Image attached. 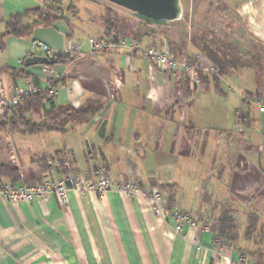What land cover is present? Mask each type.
<instances>
[{"label":"crops","instance_id":"0c3cea01","mask_svg":"<svg viewBox=\"0 0 264 264\" xmlns=\"http://www.w3.org/2000/svg\"><path fill=\"white\" fill-rule=\"evenodd\" d=\"M60 1L65 14L53 25L36 26L21 38L8 34L10 17L44 5L55 8ZM106 9L112 10L126 44L52 68L63 76L54 89L56 106L78 109L100 99L102 111L87 124L70 125L66 133L35 135L13 129L19 113L9 111L0 116V165L12 161L21 168L16 184L56 181L67 169L62 172L54 163L43 171L38 162L58 154L72 171L93 181L101 168L113 181L136 184L146 193L172 185L164 193L196 225L184 222L178 230L174 220L154 213L145 196L116 191L101 197L71 190L65 207L55 197L16 205L0 199V264H240L242 257L254 264L250 253L264 250V110L257 103L264 92L255 72L233 71L221 80L224 94L213 87L206 92L180 71L153 68L144 57L145 49L167 46L156 22L87 0H0V85L11 93L17 84L35 85L38 79L48 88L53 80L48 68L27 66L26 60L45 56L44 46L58 54L68 38L85 53L91 39H112L103 22ZM38 20L31 14L22 26ZM204 59L200 62L211 68ZM18 72L22 78H16ZM224 82L239 86L228 85L226 91ZM25 117L41 122L32 113ZM104 121L106 133L100 137ZM226 207L234 208L239 225L236 246L216 245L205 229ZM249 214H256L261 225L247 240Z\"/></svg>","mask_w":264,"mask_h":264},{"label":"trees","instance_id":"16d2710c","mask_svg":"<svg viewBox=\"0 0 264 264\" xmlns=\"http://www.w3.org/2000/svg\"><path fill=\"white\" fill-rule=\"evenodd\" d=\"M56 9H61L63 14L57 15ZM69 9L71 10L72 8L70 7ZM106 11L107 12L103 22L106 27V35L108 36L107 38L112 37L118 40L119 34H117L116 31V19L112 15V10L106 9ZM31 14L38 15L39 20L32 26H22L24 19ZM64 14L65 10L61 6L60 1L58 2L57 6H55V8L44 5L38 10L27 12L25 14L14 15L10 17L7 22L8 34L19 38L26 37L30 34L34 27L53 25L56 21L62 19ZM142 19L152 22L145 18ZM162 23L167 22H161L157 24ZM3 39V37H0V48L4 47ZM191 46L196 48L197 54H194L196 56H190L189 49L187 50L186 56H178L177 53L171 49L170 53L178 60L186 59L187 63L193 67H196L197 56L205 55L211 61L213 67L217 70L216 72H205L203 69L196 67L198 85L206 92H208L211 87H213L219 94H224L221 87V80L224 77L230 75L233 71L241 68H247L248 66L250 67L248 63L242 62L231 52L233 48L232 45H220V42L209 39L208 35L205 33L199 37L193 38L191 40ZM54 60L56 64H68L74 61V59H72L70 56L60 55L56 56ZM49 66L53 68L54 64H50ZM22 76L23 75L19 74V72L16 73V78H22ZM188 78V81H190L191 78L189 76ZM57 82L59 81L50 80L48 83L51 88H55ZM34 83L35 85H39V80L34 79ZM103 107L104 103L100 99L88 100L78 109H75L71 106H56L55 103L49 102L48 90H44L36 95L28 97L22 104L15 108L18 110L17 112L19 115L17 120H12V128L15 130H20L23 134L28 135H35L43 131L66 133L70 125H83L92 121V119H94L102 111ZM26 113H32L36 115L41 120V122L37 123L26 119ZM54 163L59 166L62 172L66 171V163L65 161L59 160L58 154L52 158H43L38 162V164L41 165V169L43 171L49 169L51 167L50 165H53ZM1 178H8L11 184H16L18 181L22 180L21 168L17 167L12 161L1 164L0 183H4ZM173 187L174 186L172 185L160 186L157 189V191L162 193L164 196L166 206L169 209L175 208L174 198L171 195L166 196L164 191H166L168 188L172 189ZM174 210L178 209L175 208ZM234 213L235 210L232 207L223 208L218 219L206 224V226L209 228V231L214 234L216 240H218L224 246H236L239 241V225L234 218ZM260 225V218L256 214H249L244 238L250 240L254 234L258 232ZM250 257L254 261V264H264L263 249L258 248L254 252H251Z\"/></svg>","mask_w":264,"mask_h":264},{"label":"built area","instance_id":"2783aa9c","mask_svg":"<svg viewBox=\"0 0 264 264\" xmlns=\"http://www.w3.org/2000/svg\"><path fill=\"white\" fill-rule=\"evenodd\" d=\"M57 15H62L61 9H56ZM90 49L88 53L82 51L81 47L77 45L73 39L68 38L67 46L58 54H54L48 46L43 49L46 57L55 59L56 56H70L74 60L82 59L87 55H101L103 53L112 51L117 47L126 44V40L122 38L112 39H91ZM144 57L150 59L153 68L162 69L167 72L180 71L185 76H189L191 81L198 84V75L196 67L189 65L186 59L178 60L171 55L169 48L165 46L161 50L155 48H148L143 51ZM197 62H200L202 56L196 57ZM46 66V65H45ZM54 81H61L63 76L55 72L52 67L46 66ZM217 70L212 66L205 68V72H216ZM55 88L50 86L46 89L40 85L34 84H17L11 93H8L3 85H0V116L6 115L9 111L14 110L22 104L28 97L36 95L44 90H48L49 102L54 103L56 92ZM260 110H264L263 103H258ZM241 119V114L237 115V120ZM52 166V164L50 165ZM67 173L59 180H43L35 183L22 182L20 184H11L10 182L0 183V199L8 204L33 203L39 201L48 202L51 197H55L59 205L65 207L69 203L68 193L71 190H77L82 193L95 192L101 197L107 196L110 192L116 191L121 195L128 197L145 196L150 202L154 213L165 219H172L177 223V229H181L184 222H188L195 226L196 223L190 213H184L178 210L169 209L166 206V201L162 193L157 190L151 192H143V190L136 184L129 182H115L109 175L100 168L97 172V179L93 181L87 174H77L71 169L69 163L66 164ZM23 177V175H22ZM205 229L209 231L208 226ZM216 245L221 243L216 240ZM240 264H245L246 260L242 257Z\"/></svg>","mask_w":264,"mask_h":264},{"label":"rangeland","instance_id":"374dc122","mask_svg":"<svg viewBox=\"0 0 264 264\" xmlns=\"http://www.w3.org/2000/svg\"><path fill=\"white\" fill-rule=\"evenodd\" d=\"M87 1L106 8H117L104 0ZM181 4L180 20L158 24L162 42L166 41L169 51L171 49L178 56H186L189 49L190 56L197 54L191 40L205 33L220 45H232L231 52L250 65L241 69L255 72L264 92V0H181ZM202 57L211 63L205 55ZM197 65L204 70L203 62H197ZM223 84L224 89L229 90L230 83ZM230 86L235 90L234 86L237 88L239 85L232 83ZM260 102L264 104V94L258 95L257 103Z\"/></svg>","mask_w":264,"mask_h":264},{"label":"water","instance_id":"95a60500","mask_svg":"<svg viewBox=\"0 0 264 264\" xmlns=\"http://www.w3.org/2000/svg\"><path fill=\"white\" fill-rule=\"evenodd\" d=\"M115 6L128 10L149 21L175 22L182 16L181 0H104ZM55 64L54 59L46 56H31L26 60L27 66ZM106 122L99 125L98 134L104 137L106 133Z\"/></svg>","mask_w":264,"mask_h":264}]
</instances>
